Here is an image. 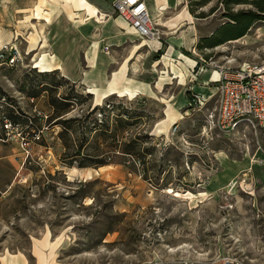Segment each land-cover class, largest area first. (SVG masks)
Listing matches in <instances>:
<instances>
[{"label":"rangeland","instance_id":"374dc122","mask_svg":"<svg viewBox=\"0 0 264 264\" xmlns=\"http://www.w3.org/2000/svg\"><path fill=\"white\" fill-rule=\"evenodd\" d=\"M217 1L200 8L206 12L216 4L212 14L194 19L196 44L226 19ZM0 5L9 18L0 26L21 28L9 42L14 61H0V256L21 253L32 264V251L50 242L58 264H221L223 257L254 264L264 257V126L232 134L204 129L203 114L216 97L202 107L190 102L170 124L171 108L163 101L118 96L138 101L134 106L150 117L136 132H152L153 154L143 166L122 162L116 153L104 166H64L59 126L45 130L47 94L72 100L75 91H88L58 71L41 76L29 62L22 38L32 0ZM251 8L238 4L232 10ZM259 26L264 28V18L247 33ZM194 49L202 67L211 68L209 61L237 67L264 60V34ZM32 90L37 97L29 96ZM102 101L85 99L64 118ZM83 147L78 158L87 153Z\"/></svg>","mask_w":264,"mask_h":264},{"label":"crops","instance_id":"0c3cea01","mask_svg":"<svg viewBox=\"0 0 264 264\" xmlns=\"http://www.w3.org/2000/svg\"><path fill=\"white\" fill-rule=\"evenodd\" d=\"M2 1L5 0L0 4ZM144 1L150 18L159 26V41L137 36L115 14L109 0H32L34 8L27 16L30 26H26L28 32L22 38L24 53L39 71L56 70L67 80L82 85L94 103L110 94L156 99L171 108L168 120L174 123L181 111L189 110L190 102L196 106L194 96L204 105L216 97V71L202 67L198 61L201 58H195L198 33L185 0ZM7 19L0 8V21ZM19 30L6 23L0 26V48L17 39ZM263 34L264 28L259 26L229 41ZM53 248L49 242L47 248L32 251V264H58L54 262ZM0 264L28 261L23 254L15 253L0 256Z\"/></svg>","mask_w":264,"mask_h":264},{"label":"trees","instance_id":"16d2710c","mask_svg":"<svg viewBox=\"0 0 264 264\" xmlns=\"http://www.w3.org/2000/svg\"><path fill=\"white\" fill-rule=\"evenodd\" d=\"M185 1L188 12L194 18L207 17L216 10L217 6L215 4L204 12L200 8L210 0ZM217 2L224 10L221 16L226 19L224 22L216 24L208 36L202 38V45L195 44L197 49L213 47L237 39L247 33L254 21L264 18L262 13L264 12V0H218ZM238 4H247L252 8L233 11L232 7ZM55 71L38 73L41 76H46ZM38 92V90H32L29 92V96L35 98ZM69 96L71 95L55 97L54 94L48 93L47 104L50 113L44 121L46 123L45 130L53 125L59 126L56 137L66 151L65 156L60 160L64 166L98 167L108 165L113 162L112 154L114 153L122 158V162L131 160L130 162L139 163L143 166L146 163L145 158L153 154L152 135L147 131L136 132L143 119L148 120L150 118L142 109L134 106L138 101L132 102L110 94L103 99L101 104L88 107L82 115L64 118V114L75 105L92 97L88 92L81 94L77 91L72 95V100ZM6 117L11 118L9 115ZM28 121L31 126H34L36 119ZM39 125L40 123L35 126V129ZM74 133L79 135H74ZM82 147L87 153L78 158Z\"/></svg>","mask_w":264,"mask_h":264},{"label":"built area","instance_id":"2783aa9c","mask_svg":"<svg viewBox=\"0 0 264 264\" xmlns=\"http://www.w3.org/2000/svg\"><path fill=\"white\" fill-rule=\"evenodd\" d=\"M115 14L147 41H159L161 32L151 19L144 0H109ZM103 49H107L104 46ZM16 49L9 43L0 48V61L12 63ZM208 66L216 71L215 105L203 114L202 127L232 134L241 127L257 129L264 126V60L228 67L209 61ZM194 96V94H193ZM199 107L203 101L197 100ZM176 129L173 124L171 132ZM221 264H241L235 258L223 257ZM264 264V257L257 263Z\"/></svg>","mask_w":264,"mask_h":264}]
</instances>
